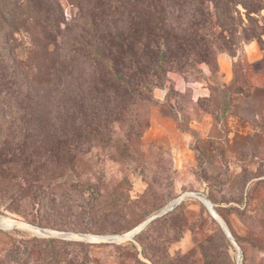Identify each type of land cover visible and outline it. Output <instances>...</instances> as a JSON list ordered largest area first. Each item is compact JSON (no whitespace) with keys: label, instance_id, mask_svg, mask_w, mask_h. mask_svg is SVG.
<instances>
[{"label":"rangeland","instance_id":"374dc122","mask_svg":"<svg viewBox=\"0 0 264 264\" xmlns=\"http://www.w3.org/2000/svg\"><path fill=\"white\" fill-rule=\"evenodd\" d=\"M190 1L194 5L183 13L192 18L186 25L193 36L192 53L180 63L170 55L164 81L155 80L157 86L152 79L149 89L132 86L145 98L112 103L109 108L117 114L101 115L91 132L56 131L51 91L41 98L32 139V174L39 186L33 190L24 182L18 167L0 170V264H45L46 255L39 250L24 254L25 247L30 252L45 246L34 238L77 241L58 233L121 236L119 230H129L127 234L153 217L147 225L159 221L155 231L153 227L143 239L84 241L89 245L80 250L59 245L51 264H179L172 259L185 253L193 264H264V0ZM239 1L244 5L236 6ZM70 9L65 7L64 26L73 22ZM110 19L96 20L97 36L109 29ZM84 22L72 24L86 27V46L94 31ZM118 25L120 31L123 24ZM134 52V70L142 71L148 57L139 49ZM33 57L31 52L24 59L31 69ZM42 58L50 67L55 60L51 53ZM82 62L81 67L91 66ZM128 64L129 59L119 63L121 68ZM88 78L77 80L85 84ZM97 80L104 98L106 90L116 89L129 96L106 69ZM48 195L54 211L44 206ZM83 199L97 208L76 206ZM203 199L213 204L237 243L229 247L216 238L218 250L212 246V257L205 255L203 245L218 220ZM4 219L13 225H3Z\"/></svg>","mask_w":264,"mask_h":264},{"label":"trees","instance_id":"16d2710c","mask_svg":"<svg viewBox=\"0 0 264 264\" xmlns=\"http://www.w3.org/2000/svg\"><path fill=\"white\" fill-rule=\"evenodd\" d=\"M211 2L215 4L214 0ZM200 4L203 6L204 3ZM238 4L244 5L241 1L236 6ZM67 5L71 8L70 20H83L84 26L86 24L91 32L92 29L94 31L93 35H89L91 38L86 46L83 43L86 27L82 23L69 22L70 27L69 24L64 26ZM193 5L190 0H0V170L4 166L18 167L24 182L33 190L37 188L39 180L32 174L36 166L32 139L38 131L41 98L50 91L52 120L56 131L63 127L64 132H91L94 130L92 124L99 126L101 115L112 117L117 114L109 108L114 107L115 102L122 99L125 103H132L145 98L140 97L141 92L134 93L132 86L136 85L138 89L146 85L149 89L151 83L148 80L151 79L152 86H157L155 80L164 81L163 69L170 55L173 63H180L182 58L186 60L187 53H192L189 47L193 36L186 26L191 24L192 18L185 17L183 12L186 6ZM199 9L202 11L201 7ZM106 18H111V25L105 23L109 29L97 36L96 20ZM118 24H123L120 31ZM72 29L74 31L71 34ZM23 41L29 45L26 50L23 49ZM136 49L148 57L142 71L134 70ZM31 52L34 54L32 69L24 60L26 54ZM49 53L55 57L51 67L42 58ZM117 53L122 56L117 58ZM85 59L91 63L89 68L80 66ZM128 59L129 64L121 68L119 63L125 64ZM103 69L118 82L122 90L127 91V98L120 96L117 89L106 90L109 95L104 98L105 93L97 87V77ZM81 77H89V80L82 84L77 80ZM49 83L51 86L47 90ZM89 119L93 122L89 123ZM83 192L86 193V190ZM44 199H49L47 205H44L46 209L54 211V200L49 195ZM83 200L82 204L75 203L76 206L85 207L88 211L98 206L92 200ZM101 211L107 213L106 207ZM158 222L155 220L135 236L143 239L153 227L155 231ZM213 223L214 234L203 245L207 257H212V246L215 253L218 250L216 238L224 240L229 247L233 246L232 240L219 223L215 219ZM128 231L124 229L118 232L124 235ZM162 237L158 235L157 240ZM31 240L42 242L45 246H35L30 252L29 247H25L24 254L31 255L39 250L46 255L45 264L52 263L53 257L59 253V245L61 248L71 246L78 250L89 245L82 240ZM128 244L134 247L132 242ZM143 254L146 256L145 249ZM51 257L53 260L49 259ZM172 260L179 264H193L189 253L178 254ZM157 264L164 263L157 260Z\"/></svg>","mask_w":264,"mask_h":264},{"label":"water","instance_id":"95a60500","mask_svg":"<svg viewBox=\"0 0 264 264\" xmlns=\"http://www.w3.org/2000/svg\"><path fill=\"white\" fill-rule=\"evenodd\" d=\"M196 194V193H194ZM203 202L206 205H210L211 208L213 209V204L209 201V200H205L203 199ZM214 210V209H213ZM215 211V210H214ZM213 213V211H212ZM213 215L215 216V218L218 220V222L220 223V225L223 227L224 231L226 232V234L228 235V237H230V239L232 240V242H234L236 245V241L234 240L233 236L231 235L229 229L225 226L224 222L220 219V217H217L215 215V213H213ZM154 218V217H153ZM153 218H150L149 220H147L146 222L142 223L141 225H139L138 227H136L134 230H132L131 232L124 234V235H108V236H94V235H87V234H79L78 236H74L73 234H67V233H58V236H61L63 238H75L77 240H82V241H88V242H103L106 240H109L111 242H115L116 240H120V239H124V238H133L141 229H143ZM19 225H23L22 223H18ZM28 226V225H26ZM29 227V226H28ZM30 228H34L32 226H30ZM48 234H53L52 232H48Z\"/></svg>","mask_w":264,"mask_h":264},{"label":"bare ground","instance_id":"6f19581e","mask_svg":"<svg viewBox=\"0 0 264 264\" xmlns=\"http://www.w3.org/2000/svg\"><path fill=\"white\" fill-rule=\"evenodd\" d=\"M210 208H211V206H210ZM211 210L213 211V213H215V215H216L217 217H219L218 214H217L212 208H211ZM2 224L5 225V226H11V225H13V224H11L9 221H6V219H4V220L2 221ZM24 225H26V224H24Z\"/></svg>","mask_w":264,"mask_h":264}]
</instances>
